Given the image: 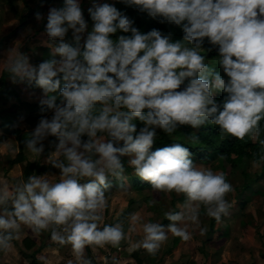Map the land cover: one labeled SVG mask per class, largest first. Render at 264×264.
<instances>
[{"label": "clouds", "instance_id": "1", "mask_svg": "<svg viewBox=\"0 0 264 264\" xmlns=\"http://www.w3.org/2000/svg\"><path fill=\"white\" fill-rule=\"evenodd\" d=\"M120 2L137 6L160 23L180 27L182 40L173 41L171 33L163 35L157 29L142 33L114 4L98 0L87 10L92 21L89 31L81 0H63L62 7L49 8L45 28L51 40L59 41L53 53L60 59L38 66L23 54L10 60L9 71L35 81L46 97L41 104L53 112L51 118L40 119L25 147L42 154V141L56 136L58 153L67 163L54 162L60 170L55 182L31 175L11 192L7 185L0 187V252L11 250L23 227L36 234L49 232L53 242L71 245L78 264H92L85 256L88 248L119 249L128 237L122 224L105 222L106 191L111 186L109 176L127 179L121 158L128 157L135 175L154 191L185 197L182 210L164 212L167 225H141L143 238L136 247L155 255L169 233L188 241L192 239L189 227L194 226L193 230L205 234L201 209L219 222L229 213L226 197L233 191L223 172L195 164L183 144L152 150L157 129L170 136L179 126L199 128L208 123L217 126L222 136L239 140L250 136L264 150L260 139L264 0ZM35 18L43 19L39 12ZM70 30L75 46L64 42ZM118 31L130 35L116 36ZM205 38L218 47L224 76L213 72L201 54L211 51L202 48ZM57 91L59 104L56 95H49ZM217 94H223V99L218 101ZM134 120L143 125L139 131ZM132 216L138 219L135 213Z\"/></svg>", "mask_w": 264, "mask_h": 264}, {"label": "rangeland", "instance_id": "2", "mask_svg": "<svg viewBox=\"0 0 264 264\" xmlns=\"http://www.w3.org/2000/svg\"><path fill=\"white\" fill-rule=\"evenodd\" d=\"M111 1L98 0L101 3H110ZM92 2L93 0H81V7L88 22L89 31L92 28V21L87 10L91 7ZM12 4L13 8L11 9L7 0H0V72L3 67H7L9 70L10 60L18 54L26 56L28 62L33 66H38L51 59L59 60L60 57L53 53V47L59 41L51 40L47 36L45 28L49 8L51 6L62 7L63 0H12ZM28 8L30 11L27 12ZM37 12L41 13L42 20L35 18ZM21 19L24 22L22 26H19ZM64 42L75 46L71 30ZM206 63L209 64L213 72L222 70L221 68L217 69V65H219L217 57L211 61L206 60ZM4 79L2 87L7 88L9 92L4 94L3 98L0 97V107L6 105L12 118L11 120L0 119V187L7 185L11 192L16 185L24 181L21 176L22 161L11 159L15 158L20 143L31 138V133L34 132L40 119L42 117L51 118L53 112L51 109L42 110L40 106L30 110L23 104L26 100L40 103L42 99L46 98L43 90L35 82L22 79L11 72H8ZM51 95L57 96L56 102L59 104L58 91ZM29 112L35 117V122L31 125L25 120ZM13 126L18 127L20 133L27 132L28 137L22 136L20 140H17L15 134L11 132ZM158 132L159 129H157V134ZM98 136L104 139L108 138L105 133H100ZM86 137L83 139L87 140ZM42 143L44 145L42 154H34L28 151L25 146L22 150L29 159H36L38 163L44 165L43 170L35 172L33 175L55 182L60 178V170L53 166L54 162L59 160L67 163V161L62 154L58 153L59 140L56 136H52L51 139L48 136ZM86 155H91L92 158L94 157L93 159H96V156L91 153H86ZM121 159L125 167L124 176L127 179L124 185L117 181L110 184V188L106 191L108 208L104 217L107 223L122 224L128 238L121 242L119 249L111 246L86 249L85 256L91 259L92 264H219L223 261L225 264H264V169L260 171L264 160H260V157L258 160H243L247 177L243 176L238 167L231 168L227 163H225V167L218 164L216 156H211L204 163L194 161L195 164L211 168L214 172H223L226 179L232 184L233 191L226 197L231 205L229 213L223 216L219 222L215 220L210 225V218L203 215V209H201V227L207 228L206 233L201 235L199 229L193 230L194 226H190L189 231L192 232V239L188 241L169 233L168 239L155 255L149 254L143 248L136 247L137 242L143 238L141 225L144 222H160L166 211L182 210L180 206L185 197L174 192H156L151 188V185L133 186L129 181L130 176L139 177L128 165L129 158L122 157ZM11 161L13 162L11 163ZM254 161L258 162V166L254 165ZM258 171L259 176L253 178ZM247 179H249L248 185L242 188L243 182ZM153 199L157 203L150 205L149 201ZM133 213L138 218L136 221L133 220ZM130 228L134 230L129 231ZM25 235L36 238V245L40 239L44 242V246L39 249L40 251L38 250L43 264H67L69 260H72L73 264H78L71 245L62 246L53 242L49 232L36 234L31 229L23 227L19 238ZM23 246L21 240L14 241L11 251L15 247L18 249V254L26 261L20 260L21 264H35L33 260L35 254L30 256L31 263L30 257L21 253L25 250V248L22 249ZM16 259V257L14 260L9 258L10 263L16 264ZM1 262L5 264L3 257ZM1 262L0 264H2Z\"/></svg>", "mask_w": 264, "mask_h": 264}, {"label": "trees", "instance_id": "3", "mask_svg": "<svg viewBox=\"0 0 264 264\" xmlns=\"http://www.w3.org/2000/svg\"><path fill=\"white\" fill-rule=\"evenodd\" d=\"M8 6L12 9L13 4L12 0H7ZM110 4H114L118 10L122 13L127 14L131 19L134 20L135 26L142 32L147 33L153 29L159 30L163 35H168L171 33V39L173 41L182 40L183 32L182 29L176 25L168 24V23H160L159 18H152L147 14V12H141L138 10L137 6L132 5L128 6L125 3L120 2V0H112ZM30 11L28 8L27 12ZM23 19L20 20L19 26L23 25ZM119 35H130V33H122L117 32L116 36ZM116 37L114 36L113 39ZM188 47L192 45H187ZM203 49L211 51L203 52L202 55L206 56L207 61H211L213 58H219L218 47L213 46L209 43L207 38L204 39L202 44ZM220 68L217 65V69ZM10 72L7 67H3L0 72V92L9 91L7 88L2 87V84L5 82L4 77ZM222 76H224L223 70L219 72ZM227 79V77H225ZM35 82V81H33ZM63 85V81L61 82V86ZM183 87V86H182ZM51 95V93H49ZM217 100L220 101L223 99V94H217ZM23 104L30 110L34 109L36 106H40L42 109H48L47 105H42L41 102L34 101H24ZM99 105H97V110ZM25 120L29 122V124H33L35 122V117L32 113H28L25 117ZM133 123L137 124V131L143 125L134 120ZM11 132L15 134L17 140H20L22 136H27V132L20 133L18 127L13 126L11 128ZM100 134V133H99ZM28 137V136H27ZM85 137V136H84ZM83 137V138H84ZM52 136H49L51 139ZM88 138V137H86ZM260 139H264V121H261V137ZM173 143H181L185 147H188L192 153V159L195 162L204 163L211 156H216L218 164L225 167V163L228 164L231 168H239L240 172L243 176L247 175L246 168L244 166L243 160H258L261 155H264V150H262L259 141H253L250 136H246L243 140L236 139L235 137L228 135H221L219 128L215 125H211L206 123L199 128H193L191 126H179L175 132H173L170 136L163 133L162 130H159L157 134L156 141L153 145L152 150L157 148L171 145ZM23 144L20 143L17 154L13 161H22L21 168V176L24 181L35 172H39L44 169V165L38 163L36 159H29L25 153L23 152ZM94 158V157H93ZM264 169V163L260 167V171ZM259 171L254 175L253 178L258 177ZM248 176V175H247ZM246 176V177H247ZM108 181L110 184L113 182H119L121 185L125 184V180H118L115 177L109 176ZM129 181L135 187H143L150 185L148 182L141 180L140 178H136L134 176H130ZM249 179L245 180L242 184V188H245L248 185ZM175 211V209L171 210ZM160 222L167 224L169 221L163 216ZM215 222V219L210 218V225ZM182 264V263H178ZM223 264V263H222Z\"/></svg>", "mask_w": 264, "mask_h": 264}, {"label": "crops", "instance_id": "4", "mask_svg": "<svg viewBox=\"0 0 264 264\" xmlns=\"http://www.w3.org/2000/svg\"><path fill=\"white\" fill-rule=\"evenodd\" d=\"M5 78V77H4ZM9 92V91H8ZM7 93V91H4V92H0V97L1 98H3V96H4V94H6ZM0 108H2L1 110V112H0V119H2V120H11V118L12 117H10L11 115H10V111L8 110V108H7V106L6 105H2ZM5 117H9V118H5ZM12 128V127H11ZM16 142H17V140H16ZM25 145L23 144V147H24ZM19 148V147H18ZM17 151H18V149H17ZM12 160V159H11ZM13 161H11V163H12ZM10 166V165H9ZM8 167V166H7ZM22 168V167H21ZM11 169V168H10ZM3 171L5 170V169H2ZM24 230V229H23ZM28 236V237H27ZM25 235V236H23L22 238L20 237L19 239H17V240H15L16 242L17 241H19V240H21V244H23L24 246L22 247V249H24L25 248V250L24 251H21V248H20V251H21V253H23L25 256H28V257H30L31 256V254H35L34 255V257L35 258H33V260L35 261L34 263L35 264H43L42 263V261H41V259H40V254H38L39 252H38V250L39 249H41L44 245V242L40 239V241L39 242H37V245L35 244V240H37L36 238H34V237H32V236H29V235ZM172 243V242H171ZM13 244H14V241H13ZM35 244V245H34ZM169 248V247H168ZM40 251V250H39ZM13 254H15V257L17 258L16 259V264H21L20 263V260H22L23 262H26V261H24L21 257H20V255L18 254V249H16V247H15V249L13 250V251H8L7 253H5V252H0V262H1V259H2V257L4 258V262H5V264H12V263H10V260H9V258L11 259V260H14L15 259V257H13ZM32 259H31V257H30V262L32 263V261H31ZM222 260V259H221ZM223 261V260H222ZM2 263V262H1ZM225 264V261H223V262H220L219 264ZM2 264H4V263H2Z\"/></svg>", "mask_w": 264, "mask_h": 264}]
</instances>
